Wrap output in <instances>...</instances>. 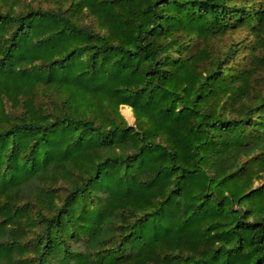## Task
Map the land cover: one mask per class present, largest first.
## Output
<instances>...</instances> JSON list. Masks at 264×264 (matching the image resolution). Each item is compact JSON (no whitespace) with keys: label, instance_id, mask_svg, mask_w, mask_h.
Wrapping results in <instances>:
<instances>
[{"label":"trees","instance_id":"16d2710c","mask_svg":"<svg viewBox=\"0 0 264 264\" xmlns=\"http://www.w3.org/2000/svg\"><path fill=\"white\" fill-rule=\"evenodd\" d=\"M0 264H264V0H0Z\"/></svg>","mask_w":264,"mask_h":264},{"label":"rangeland","instance_id":"374dc122","mask_svg":"<svg viewBox=\"0 0 264 264\" xmlns=\"http://www.w3.org/2000/svg\"><path fill=\"white\" fill-rule=\"evenodd\" d=\"M126 109H129V110L131 111V113L133 114L131 108H129V107H127V106H124V107L121 109V112H122V114L124 113L123 115L125 116V118H126V120L128 121V123L131 124V125H133L135 119H134L133 115H132V118H127V116L125 115V111H126Z\"/></svg>","mask_w":264,"mask_h":264},{"label":"bare ground","instance_id":"6f19581e","mask_svg":"<svg viewBox=\"0 0 264 264\" xmlns=\"http://www.w3.org/2000/svg\"><path fill=\"white\" fill-rule=\"evenodd\" d=\"M124 114V113H123ZM125 115L127 116V118H132V113H131V111L129 110V109H126V111H125Z\"/></svg>","mask_w":264,"mask_h":264}]
</instances>
